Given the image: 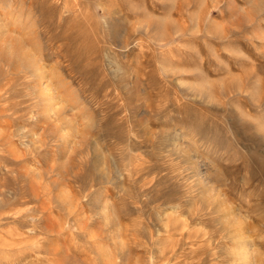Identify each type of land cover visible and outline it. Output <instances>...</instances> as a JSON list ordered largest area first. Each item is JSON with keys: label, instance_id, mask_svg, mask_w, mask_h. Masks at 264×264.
I'll return each mask as SVG.
<instances>
[{"label": "rangeland", "instance_id": "374dc122", "mask_svg": "<svg viewBox=\"0 0 264 264\" xmlns=\"http://www.w3.org/2000/svg\"><path fill=\"white\" fill-rule=\"evenodd\" d=\"M0 264H264V0H0Z\"/></svg>", "mask_w": 264, "mask_h": 264}, {"label": "bare ground", "instance_id": "6f19581e", "mask_svg": "<svg viewBox=\"0 0 264 264\" xmlns=\"http://www.w3.org/2000/svg\"><path fill=\"white\" fill-rule=\"evenodd\" d=\"M101 10H104V9H101Z\"/></svg>", "mask_w": 264, "mask_h": 264}]
</instances>
